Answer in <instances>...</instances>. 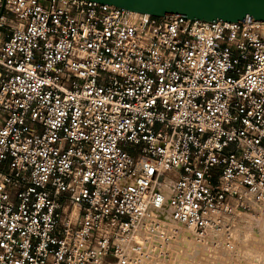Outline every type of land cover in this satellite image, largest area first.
I'll list each match as a JSON object with an SVG mask.
<instances>
[{
  "label": "built area",
  "instance_id": "obj_1",
  "mask_svg": "<svg viewBox=\"0 0 264 264\" xmlns=\"http://www.w3.org/2000/svg\"><path fill=\"white\" fill-rule=\"evenodd\" d=\"M4 1L0 264H130L149 210L206 245L264 218L261 22Z\"/></svg>",
  "mask_w": 264,
  "mask_h": 264
},
{
  "label": "rangeland",
  "instance_id": "obj_2",
  "mask_svg": "<svg viewBox=\"0 0 264 264\" xmlns=\"http://www.w3.org/2000/svg\"><path fill=\"white\" fill-rule=\"evenodd\" d=\"M148 212L152 213L151 217H149V218L147 217L148 220L146 218H144L145 221H141L140 225L138 227V236L140 238V242L142 243L143 250L148 252L147 259L142 258V256L139 255V256L135 257V260L130 261V264H224V263L225 264H228V263L229 264H240V263L247 264L248 262H249L248 264H252V262L253 263L255 262L256 264H264V244L263 243L259 244L257 249H255V250L254 249H247V248H249L248 246L251 244L250 243L251 241H256L257 240L256 238L263 237L262 233L264 235V232H261L260 228L258 229L257 225L255 226V228L253 227L255 225V223L252 225L253 222H256V220L260 218L254 212H249V213L241 212V215H239L238 218H235L234 224L232 227V230L233 229L234 230L233 231L231 230L232 233H230L227 236L228 238L226 236H225L226 238L225 237L222 239L220 238V240L224 239L223 240L224 241L223 246H221V245L215 246L214 251L211 248L213 251V252H211V254H212V256H210L211 258L202 256V253H204L206 248H208L207 245L206 244H204V245L197 244V241H195L189 235L190 233L186 234L187 236H185V239H187L185 241L188 242L187 246L185 245V247H187V248L186 249L181 248L180 246H182V244L180 242V235L174 239H172L168 235L165 236L164 235V233H165L164 228L166 226L164 228L162 226L156 227L155 223L153 222V220H155V219L157 220L158 217H162L161 220L166 224L167 220H165L164 215L159 214L158 212H156L154 210H149ZM148 222L151 224L150 228L148 227V224H147ZM251 226H252V228H251ZM182 228H183V226L180 227V229H182ZM236 229H237V231H235ZM241 229H243V230L241 231ZM245 229H247V231ZM262 229L263 228H261V230ZM148 230L154 231L156 233V235L158 237L156 239H158V241H159V238L166 237L165 239H168V241H167L168 243L162 246L161 244H159V242H157V240L149 242L151 240L147 239V241L149 243L145 242L146 239L144 240L142 233L144 232V235H145L148 232ZM160 230L162 231L161 233L159 232ZM168 230H169V228H168ZM256 230L258 232L260 231L261 233L255 232ZM249 231H251V232H249ZM262 231H264V229ZM235 232H237V233H235ZM242 232H247L248 234H245ZM253 232H254V234H253ZM240 233H241V235H240ZM235 234H236V236H235ZM230 236L231 237L233 236V237L231 238ZM236 238H237V240H236ZM247 243H249V245ZM144 244H146V246L148 244V246L145 247ZM218 244H220V243H218ZM210 245H208V246H210ZM212 245H214V244H212ZM245 246H247V247H245ZM161 247H163V248H161ZM210 247H212V246H210ZM244 248H245V250H244ZM251 251L253 253L256 252V253H254L255 255H253V253ZM244 253H248V254L251 253V254H249V257H248V254L246 255ZM256 254H257V256H256ZM242 259L244 260V262ZM247 260H248V262H247ZM226 261H228V262H226Z\"/></svg>",
  "mask_w": 264,
  "mask_h": 264
},
{
  "label": "water",
  "instance_id": "obj_3",
  "mask_svg": "<svg viewBox=\"0 0 264 264\" xmlns=\"http://www.w3.org/2000/svg\"><path fill=\"white\" fill-rule=\"evenodd\" d=\"M0 15L5 1L2 0ZM126 9L136 14L161 17L165 14L184 15L192 20L264 24V0H90Z\"/></svg>",
  "mask_w": 264,
  "mask_h": 264
},
{
  "label": "bare ground",
  "instance_id": "obj_4",
  "mask_svg": "<svg viewBox=\"0 0 264 264\" xmlns=\"http://www.w3.org/2000/svg\"><path fill=\"white\" fill-rule=\"evenodd\" d=\"M263 25H264V24H263ZM151 214H152V213H149V212L147 211V213H146V215H145V218L148 220V218L151 217ZM147 217H148V218H147ZM253 217H254V216H253ZM161 219H162V217H158V218H157V220H158L159 222L161 221V222L163 223V224H161L160 226H162L163 228L166 226V227L164 228V230H165V231H164V232H165L164 235H165V236L168 235V236H170L172 239L177 238V237L180 235V242H181V244H182V246H180L181 248H183V249H186V248H187V247H185V245L187 246V243H188V242L185 241V240H187V239H185V236H187L186 234H188V233H190L189 235H190V236L196 241V239H195L194 236L192 235L191 231H190L187 227H183L182 229H180V230L177 232V235H176L175 237L172 236V235H171V232H170L171 230H170V227H169L170 223L166 222V224H165ZM251 220H252V219H251ZM251 220H250V221H251ZM254 223H255V225L253 226L254 228H255V226L257 225L258 229L260 228V231H261V232H264V231H262V230L264 229V218H263V217H260L259 219H257L256 222H253V223H252V225H253ZM147 224L151 225L149 222H148ZM149 225H148V227H149ZM168 228H169V230H168ZM251 228H252V226H251ZM261 228H263V229L261 230ZM166 229H167V230H166ZM233 230H234V229H233ZM233 230H232V231H233ZM242 230H243V229H241V231H242ZM245 230L247 231V229H245ZM251 230H252V229H251ZM235 231H237V229H236ZM260 231L258 232V231L256 230L255 232H257V233H261ZM249 232H251V231H249ZM145 233H146V232H145ZM231 233H232V232H231ZM233 233H234V232H233ZM235 233H237V232H235ZM238 233H239V232H238ZM242 233L248 234L247 232H242ZM142 234H143L144 240L146 239L145 242H147V243L152 242V241H155V240H157V242H159V244H161L162 246L168 243V242H167L168 239H165L166 237L159 238V241H158V239H156V238H158V237H157V235H156V233H155L154 231H151V230L149 231V230H148V232H147L145 235H144V232H143ZM250 234H251V233H250ZM253 234H254V232H253ZM255 234H256V233H255ZM238 235H239V234H238ZM240 235H241V233H240ZM235 236H236V234H235ZM262 236H263V237L256 238V239H257L256 241H251V242H250V243H251L250 245H249V243H247V244L249 245V246H248L249 248H247V249H254V250H255V249H257V247H258L259 244H261V243L264 244V235H263V233H262ZM141 237H142V236H141ZM145 237H146V238H145ZM224 237H225V236H223V238H224ZM226 237H227V236H226ZM226 237H225V238H226ZM230 237H231V236H230ZM232 237H233V236H232ZM232 237H231V238H232ZM192 238H191V239H192ZM227 238H228V237H227ZM238 238H239V237H238ZM147 239H150L151 241L148 242ZM152 239H153V240H152ZM221 239H222V238H221ZM223 240H224V239H223ZM223 240L218 239V240H217V241H218L217 244H214V245H212V244L210 245V244H209V245L212 246V247H210V246L207 245L208 248H206V250L204 251V253H202V256H203V257H209V258H211V257H210V256H212L211 252L214 251V249H215L214 247H215V246H218V245L223 246V242H224ZM236 240H237V238H236ZM228 242H229V241H228ZM218 243H220V244H218ZM197 244L204 245V244H202V243H200V242H198V241H197ZM224 244H225V243H224ZM230 244H231V243H230ZM225 245H226V244H225ZM144 246L147 247L148 244H147V246H146V244H144ZM250 246H251V247H250ZM166 247H167V246H166ZM245 247H247V246H245ZM161 248H163V247H161ZM181 248H180V249H181ZM211 248L213 249V251H212ZM210 249H211V250H210ZM161 250H162V249H161ZM242 250H243V249H242ZM242 250H241V251H242ZM244 250H245V248H244ZM145 252H146V255H144ZM243 252H244V251H243ZM251 252H252V251H251ZM240 253H241V252H240ZM240 253H239V254H240ZM252 253H253V252H252ZM254 253H256V252H254ZM254 253H253V255H255ZM147 254H148V252H147V251H144L140 256H142V258L147 259ZM234 254H235V253H234ZM239 254H238V255H239ZM242 254H243V253H242ZM244 254L247 255L248 253H244ZM249 254H251V253H249ZM249 254H248V257H249ZM261 254H262V253H261ZM238 255H237V256H238ZM256 256H257V254H256ZM248 257H247V258H248ZM252 258H253V257H252ZM255 258H256V257H255ZM249 259H250V258H249ZM253 259H254V258H253ZM227 260H228V259H227ZM239 260H240V259H239ZM242 260H243V259H242ZM242 260H241V261H242ZM245 261H246V260H245ZM256 261H257V260H256ZM262 261H263V260H262ZM224 262H225V261H224ZM226 262H228V261H226ZM243 262H244V260H243ZM247 262H248V260H247ZM248 263H249V262H248ZM248 263H247V264H248ZM224 264H225V263H224ZM228 264H229V263H228ZM240 264H243V263H240ZM252 264H256V263H255V262H254V263L252 262Z\"/></svg>",
  "mask_w": 264,
  "mask_h": 264
}]
</instances>
